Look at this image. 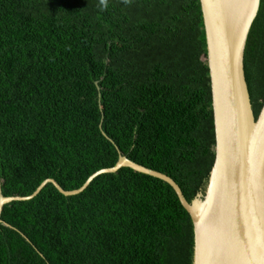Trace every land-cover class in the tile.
Wrapping results in <instances>:
<instances>
[{"label": "trees", "instance_id": "obj_1", "mask_svg": "<svg viewBox=\"0 0 264 264\" xmlns=\"http://www.w3.org/2000/svg\"><path fill=\"white\" fill-rule=\"evenodd\" d=\"M205 58L199 0H0L3 195L30 196L48 179L81 188L118 161L106 135L190 202L215 157ZM244 72L257 117L264 0ZM1 219L14 229L0 224V264H192V222L173 189L127 168L76 196L47 184Z\"/></svg>", "mask_w": 264, "mask_h": 264}, {"label": "water", "instance_id": "obj_2", "mask_svg": "<svg viewBox=\"0 0 264 264\" xmlns=\"http://www.w3.org/2000/svg\"><path fill=\"white\" fill-rule=\"evenodd\" d=\"M260 1L199 0L215 135V157L204 192L188 202L174 180L128 160L104 135L118 152V161L77 190L65 191L48 179L30 196L5 197L0 179V224L14 229L1 219L4 206L33 199L47 184L71 197L98 176L127 168L173 189L192 222V264H264V103L255 117L244 72L246 42ZM95 86L99 90L98 83Z\"/></svg>", "mask_w": 264, "mask_h": 264}]
</instances>
